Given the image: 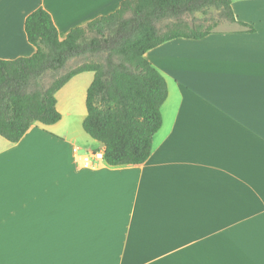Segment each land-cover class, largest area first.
Returning a JSON list of instances; mask_svg holds the SVG:
<instances>
[{
	"label": "crops",
	"instance_id": "crops-1",
	"mask_svg": "<svg viewBox=\"0 0 264 264\" xmlns=\"http://www.w3.org/2000/svg\"><path fill=\"white\" fill-rule=\"evenodd\" d=\"M123 1L0 0V60L35 53L24 23L39 7L63 40ZM231 9L255 31L144 54L168 94L143 164L109 166L61 123L82 126L92 72L55 94L59 122L0 136V264H264V0Z\"/></svg>",
	"mask_w": 264,
	"mask_h": 264
},
{
	"label": "trees",
	"instance_id": "trees-1",
	"mask_svg": "<svg viewBox=\"0 0 264 264\" xmlns=\"http://www.w3.org/2000/svg\"><path fill=\"white\" fill-rule=\"evenodd\" d=\"M233 0H124L114 13L72 29L63 40L41 7L27 16L24 29L36 51L30 57L0 60V136L15 143L39 123L61 120L55 94L72 77L92 72L86 94L84 132L104 146L109 166L140 165L149 157L152 138L162 124L167 98L164 77L144 54L174 39L200 40L215 24L203 27L195 17L237 22ZM87 58L74 68L67 63Z\"/></svg>",
	"mask_w": 264,
	"mask_h": 264
},
{
	"label": "rangeland",
	"instance_id": "rangeland-1",
	"mask_svg": "<svg viewBox=\"0 0 264 264\" xmlns=\"http://www.w3.org/2000/svg\"><path fill=\"white\" fill-rule=\"evenodd\" d=\"M210 16L211 17H195V18L199 20L200 23H202L203 27H207L215 24V26L213 27L214 32L227 30L232 25L228 21L217 17L215 13H211ZM86 59L87 58L85 57L70 59L67 63V67L74 68L78 64L85 62ZM61 123H65L71 128L70 130L76 136V138L79 139L80 144L81 143L85 144L87 141L91 140V138L83 131L82 126L79 123H77L73 118L64 117Z\"/></svg>",
	"mask_w": 264,
	"mask_h": 264
},
{
	"label": "built area",
	"instance_id": "built-area-1",
	"mask_svg": "<svg viewBox=\"0 0 264 264\" xmlns=\"http://www.w3.org/2000/svg\"><path fill=\"white\" fill-rule=\"evenodd\" d=\"M94 158L102 160L103 159V152H97L93 155Z\"/></svg>",
	"mask_w": 264,
	"mask_h": 264
}]
</instances>
